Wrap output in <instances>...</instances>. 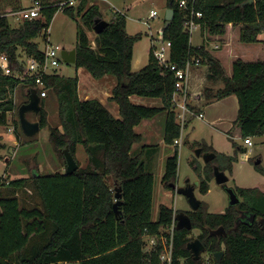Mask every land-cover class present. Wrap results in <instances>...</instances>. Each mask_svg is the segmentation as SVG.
Listing matches in <instances>:
<instances>
[{"label": "trees", "instance_id": "1", "mask_svg": "<svg viewBox=\"0 0 264 264\" xmlns=\"http://www.w3.org/2000/svg\"><path fill=\"white\" fill-rule=\"evenodd\" d=\"M40 1V17L13 26L10 14L24 9L22 0H0V54L7 55L13 72L8 75L0 67V124H7L9 113L19 109L13 97L19 85L26 90V102L32 88L41 94L27 67L32 58L43 60L44 52L35 39L43 32L47 38L53 17L61 8L72 18L81 17L84 23L78 25L76 69L86 68L95 78L107 74L117 78L110 99L118 103L121 118L97 98L81 99L78 75L66 76L58 69L43 75L47 95L50 91L58 100L60 124L50 126V141L62 166L64 149L68 148L79 168L71 174L57 171L0 182V264H164L160 259L162 245L147 250L143 236L165 231L178 211L160 204L154 219L155 174L147 170L144 152L134 154L133 147L143 139L135 126L162 113L166 114L165 143L174 144L181 136L173 101L174 72L159 64L153 47L148 63L137 71L132 69L134 46L143 35L128 33L125 13L116 11L109 24L96 33L93 46L87 30L94 31L95 19L102 18L99 5L92 0L74 4H69L71 0ZM63 1L66 3L62 5ZM192 4L203 13L198 19L203 43L192 45L187 19L176 0H168L175 15L169 26L163 27L162 37L172 42L171 62L184 67L190 57L198 56L206 68L209 84L190 92L189 107L194 110L197 105L236 95L239 111L234 127L239 131L231 130L230 134L243 138L264 135V40L259 38L264 32V0H189ZM218 82L221 87H216ZM132 95L160 98L162 105L137 104ZM45 97H41L38 114L41 127L49 124ZM14 124L17 131L21 130L19 119ZM80 144L88 156L84 167L76 156ZM5 148L0 136V159ZM197 148L203 154L215 153L204 168L194 164L200 181L197 187L206 194L214 166L225 171L235 157L219 155L202 142ZM178 168L176 148L165 162L162 184L166 189H175ZM117 189L121 192L118 213L114 209ZM235 190L241 202L228 205L223 212H210L204 201L197 210L186 211L193 228L201 229L198 238L210 256L195 260L187 248L193 239L192 229L175 227L171 264H217L215 253L221 250V264H264V191L256 187ZM27 196L37 202L32 204ZM250 214L255 215L253 222ZM220 226L225 234H211Z\"/></svg>", "mask_w": 264, "mask_h": 264}, {"label": "rangeland", "instance_id": "2", "mask_svg": "<svg viewBox=\"0 0 264 264\" xmlns=\"http://www.w3.org/2000/svg\"><path fill=\"white\" fill-rule=\"evenodd\" d=\"M22 3L26 11L32 5L33 0H22ZM64 3L66 1L61 2V4ZM74 3H77V0H74ZM92 3L99 5L102 18L109 19V21L114 17L116 11L125 13L127 16L128 33L131 35L141 33L143 35L135 43L134 61L132 64L134 71L141 69L148 61L149 50L153 43H158L159 41L160 31L163 30L165 24L166 10L169 7L168 0H92ZM152 10L157 11V16H151ZM17 18L18 16L10 18L13 26H18L23 21H18ZM19 18H23V13L20 14ZM79 24L84 25L81 17L72 18L61 8L53 17L48 29L47 38L44 36L45 32H43L35 40L39 43L41 50H45L48 45L53 44L60 45L70 51L77 44ZM87 31L94 46L96 33L95 31ZM259 38L264 40V32ZM203 41L204 32L201 24H199L192 32L191 43L194 46H199ZM243 45L247 46L248 44L243 43ZM247 59L253 58L249 57ZM61 60L62 62H60L58 67L61 74L66 76L79 75L82 80L84 74L91 76L85 68L80 67L79 71H77L73 63ZM196 69L197 67L195 66L192 68V75L198 71L199 83L194 84L192 92L202 90L209 84L206 78L205 66ZM97 82H101V80ZM215 85L216 87H221L222 83L218 82ZM22 86L19 85L13 93L15 102L19 107L27 99L25 95L26 90ZM96 89L98 91V88ZM144 100V105H156V102L152 101L153 99L144 98ZM231 100H234V104L231 103ZM45 105L49 114V124L41 127L40 132L35 136L30 137L25 135L22 129L16 130L14 120L19 119L18 110L9 113L7 124H0V136L2 137V142L6 144V148L1 151L3 158L0 159V182L16 178H29L35 174H51L65 169V166L62 167L59 155L50 141V126L60 124L58 100L54 93L48 91V95L45 97ZM198 107L200 105H197L195 109ZM202 108L204 110L202 111L204 117L201 118L194 113L193 115L189 114L186 125L182 130L184 141L180 146H177L179 149V168L175 189H166L162 185V176L166 162L165 159L168 155L174 154L177 147L169 144L166 151L160 150L159 155L161 157L158 155L152 157V159L149 153H145L147 170L153 172L156 179L153 209L154 219L158 217L160 204H166L178 212L192 210L188 197L179 193L178 188L190 184L194 185L199 180L194 164H199L202 168L207 164L205 155L197 154V144L201 142L214 148L219 155L228 154L235 157L230 167L225 169L229 175V181L226 183L227 186L234 189L256 187L264 191V135L252 136L253 145L247 146L244 143L243 137H235L230 134L231 130L234 133H238L239 131L237 127H234V121L237 119L239 111L238 97L230 95L203 104ZM210 113L217 114L220 121L217 122V118H210ZM164 115L160 114L159 116L163 117ZM27 117L33 121L39 118L38 114L32 111L27 113ZM161 127L163 132H165V123ZM244 147L247 148L246 151L242 150ZM76 156L82 167L88 164V156L83 145H79ZM109 181L110 184H113V179H109ZM209 184L210 189L206 194L200 191L199 187H197L198 185L196 186L195 194L197 198L208 205L210 212L224 211L229 205V195L224 185L219 184L215 177L211 178ZM27 197L32 204L37 202L35 197ZM200 233V228H193L190 236L195 238ZM210 254L209 251H205L202 254V258L207 259ZM59 264L79 263L69 261Z\"/></svg>", "mask_w": 264, "mask_h": 264}, {"label": "built area", "instance_id": "3", "mask_svg": "<svg viewBox=\"0 0 264 264\" xmlns=\"http://www.w3.org/2000/svg\"><path fill=\"white\" fill-rule=\"evenodd\" d=\"M179 9L184 12L187 19V28L192 34L193 30L200 24L198 19L203 17V13L200 10H196L194 4L189 5V0H176ZM195 1V0H194ZM65 4V3H64ZM69 4H74V0H71ZM63 5V4H62ZM43 4L40 0H33L32 5L25 11L24 9L18 12V15L23 13V18H17L20 20L38 18L42 14ZM26 12V13H25ZM25 13V14H24ZM151 16H157V11L152 10ZM162 31V30H161ZM160 31V33H161ZM172 46L171 41H165L161 36L158 43H153V52L161 66L167 67L174 72L175 76V92H174V105L178 112V121L183 129L189 114H196L199 117H203L202 112H194L189 107V94L191 92L190 84L192 77V68L202 65V58L198 56L190 57L184 67H179L176 63L170 60V49ZM63 47L60 45L50 44L46 47L43 60L32 58L27 67L28 75L35 77L37 84L41 89V97L47 95L43 75L50 71L58 69L62 59ZM0 67L6 74L12 75L10 62L6 54H0ZM22 77V76H21ZM175 143H179V139L175 140ZM244 143L247 146H252L253 142L251 136L244 138ZM177 225L175 215L171 226L165 231L161 230L159 233L150 234L146 233L143 236L144 246L147 250L153 249L158 243L162 245L163 251L160 259L164 264H171L173 261V255L175 250L174 244V230ZM207 264H210L209 262Z\"/></svg>", "mask_w": 264, "mask_h": 264}, {"label": "water", "instance_id": "4", "mask_svg": "<svg viewBox=\"0 0 264 264\" xmlns=\"http://www.w3.org/2000/svg\"><path fill=\"white\" fill-rule=\"evenodd\" d=\"M169 1L170 3H173L174 0H169ZM174 15H175L174 8L168 7V9L166 10V14H165V24H164L165 28L168 27L171 21L174 19ZM108 24H109L108 20L101 18V17L96 18L94 21L95 33L97 34L100 33ZM160 36L161 37L164 36L163 30L161 31ZM62 59L64 62L74 64L76 62V49L74 48L68 51L63 48ZM41 100L42 98L40 94L38 93V90L36 88H32L29 91V101L21 104L18 109L21 129L24 132V134L27 136L32 137L40 132V129H41L40 121L30 120L27 117V113L32 111L35 114H39L42 108ZM243 150L246 151L247 148L244 147ZM201 153H202L201 148H198L197 154L201 155ZM64 155H65V173L71 174L79 168V164L77 160L75 159L74 155L71 153V151L68 148L64 149ZM204 155H205L206 162L211 161L215 157V153L213 152H207V153H204ZM214 177L216 178V181L219 184L224 185L225 190L229 195V205H235L241 202V198L236 192V190L233 187H229L226 185V183L229 181V175L225 171L219 169V167L216 165L214 166ZM199 183L200 181L198 180L194 185L190 184L185 187L178 188L179 193H182L188 197V200L192 206V210H197L201 204V200L198 199L195 194L196 186L199 185ZM174 187H176V185H174ZM115 197H116V201L114 203V209L118 213V207L121 204L120 190L117 189L115 193ZM175 219L177 221L176 227L178 229H183V228L193 229L191 217L186 211L177 212L175 214ZM254 219H255V215L250 214L249 220L253 222ZM210 232L211 234L220 236L222 234H225L226 230L223 226H220L219 228L212 229ZM187 248L190 250L192 257L195 260L201 259L202 254L205 251H207L206 245L198 237H195L191 239L190 241H188ZM223 256H224V250L216 252L215 262L217 264H221Z\"/></svg>", "mask_w": 264, "mask_h": 264}, {"label": "crops", "instance_id": "5", "mask_svg": "<svg viewBox=\"0 0 264 264\" xmlns=\"http://www.w3.org/2000/svg\"><path fill=\"white\" fill-rule=\"evenodd\" d=\"M18 12L11 13V17H14V16L19 17ZM112 19H110V20H112ZM17 20L19 21L20 19H17ZM108 21H109V19H108ZM149 52H150V50H149ZM147 63H148V61H147ZM198 67H201V66H198ZM198 67H197V69H198ZM79 69H77V71H79ZM90 75H91V73H90ZM98 80H101V82H97ZM198 80H199V74H198V71H196L191 77V84H190L191 91L193 90L194 84L199 83ZM116 84H117V78L112 74H107V75L103 76L102 78H96V80H95V77H93L92 75L89 76L88 74H84L83 80L79 77V84H78L79 97L81 99L97 98L110 110V112L115 117L121 118L118 103L116 101H113L110 99L112 94H113V89L116 86ZM96 88H98V91ZM130 98L134 103L144 105L143 102L145 101L144 100L145 97L132 95ZM150 99H153L152 101L156 102L155 103L156 105H154V106H161L162 105V100L160 98H150ZM231 103L234 104V100H231ZM202 111H204L202 108V105L200 107H198L197 109H194V112H202ZM162 114L164 115L165 113H162ZM159 115H157L156 117H154L152 119H144L138 125L135 126V130L138 133L142 134L143 139L140 143L136 144L133 147V153L135 152V154H139L141 152H144L143 159L145 162H146L145 153H147V154L149 153L150 158L152 159V157L159 155L160 150L166 151L167 147H169V144L165 143V141H164V132H163L162 127H161L163 123H166V114L163 117H161ZM203 117H204V113H203ZM203 117H201V118H203ZM219 117H221V116H219ZM210 118H217V122L220 121L218 119L217 114L210 113ZM186 122H187V120H186ZM185 125H186V123H185ZM183 135H184L183 132H181V136L178 138L179 143H174L171 145H174L175 147L180 146V144L184 141ZM14 141H16V140H14ZM143 146H147V147L143 148ZM164 148H166V149H164ZM77 151H78V148H77ZM155 152H156V154H155ZM201 154H203V153H201ZM169 156L170 155H168V157ZM159 157H161V156L159 155ZM165 161H166V159H165ZM62 167H64V166H62ZM164 169H165V167H164ZM61 172H65V169L64 170L61 169ZM163 174H164V172H163Z\"/></svg>", "mask_w": 264, "mask_h": 264}]
</instances>
